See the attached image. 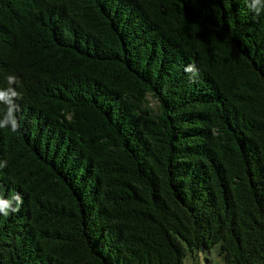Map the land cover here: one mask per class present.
Returning a JSON list of instances; mask_svg holds the SVG:
<instances>
[{"label":"trees","instance_id":"1","mask_svg":"<svg viewBox=\"0 0 264 264\" xmlns=\"http://www.w3.org/2000/svg\"><path fill=\"white\" fill-rule=\"evenodd\" d=\"M9 74L0 196L22 203L0 264H183L214 244L264 264V15L244 0H0Z\"/></svg>","mask_w":264,"mask_h":264},{"label":"clouds","instance_id":"2","mask_svg":"<svg viewBox=\"0 0 264 264\" xmlns=\"http://www.w3.org/2000/svg\"><path fill=\"white\" fill-rule=\"evenodd\" d=\"M248 9L253 13V18H258L264 15V0H244ZM185 71L190 73V79H195L198 75V70L195 65L189 64L185 66ZM7 82L10 87L6 89L0 88V104L6 106L3 117L0 118V129H8L12 133H16L20 129V122L16 115L19 106L16 104V98L19 93L11 85L17 84L18 80L15 75L9 74ZM5 166L0 162V167ZM13 201L16 202V207H13ZM22 203V198L18 193L14 194L10 199L0 196V214L8 216L10 211H18L19 204Z\"/></svg>","mask_w":264,"mask_h":264},{"label":"rangeland","instance_id":"3","mask_svg":"<svg viewBox=\"0 0 264 264\" xmlns=\"http://www.w3.org/2000/svg\"><path fill=\"white\" fill-rule=\"evenodd\" d=\"M218 246V244H214L206 252L200 250L198 255H194V257L188 254L184 258L183 264H222V258L218 253Z\"/></svg>","mask_w":264,"mask_h":264}]
</instances>
